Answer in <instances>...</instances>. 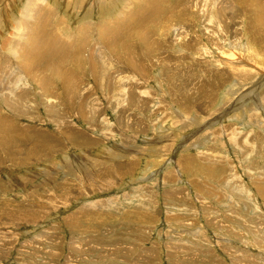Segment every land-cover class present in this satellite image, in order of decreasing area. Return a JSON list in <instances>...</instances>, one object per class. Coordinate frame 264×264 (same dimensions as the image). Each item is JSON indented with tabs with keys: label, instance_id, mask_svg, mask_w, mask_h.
Wrapping results in <instances>:
<instances>
[{
	"label": "rangeland",
	"instance_id": "1",
	"mask_svg": "<svg viewBox=\"0 0 264 264\" xmlns=\"http://www.w3.org/2000/svg\"><path fill=\"white\" fill-rule=\"evenodd\" d=\"M46 1L47 3H44V5L48 14L43 18L46 20L50 18V20L42 21L45 30L48 31L47 33H52L54 38L64 45L67 50V56L82 57L88 54L89 51H86L85 54L83 51L80 52V43L75 47L78 40L81 42L82 39L85 41L87 37H90V41L87 44L88 50L96 49L97 45L95 44L97 43L99 48L101 45L103 46L101 39H98L96 34H91V30H95L98 27V32H100L98 36L101 37L102 35V38L106 39L105 37H107V40H109L111 38V36L110 38L108 37L111 32L108 33L109 28L115 27L117 29L120 25L130 24L132 20L135 23H142V19L144 21H150L151 19L155 22L154 16L156 12L163 8L164 12L161 18L163 21H160V23L163 25L170 24L169 26L167 25L170 33L168 35L164 33L166 36H164V39L166 38V40L163 42L162 38L157 35L158 33H155L156 37L154 38L157 39L159 55L163 58L160 60L167 59L165 58L166 55L174 56L175 59L170 62L171 65L169 67L172 75L174 74L173 76H175L183 72L191 77H186L189 81H183L185 79L183 76H175V81L177 79L182 84L180 90L186 95L183 97V94L180 93V95L172 97L167 92L168 85L164 84L166 86H162L158 76L160 75V67L149 66L150 63L139 56H137L139 58H136V61H138V64L141 62V66H144L145 71V73L142 72L144 73L142 78L135 75L134 72L131 74L128 69L123 70L121 74L115 73L117 68H113L112 71L118 74L116 76L119 80L117 85L119 83L122 87L127 83H135L138 87L136 93H138L139 99H147L146 105L141 109L142 115L139 114L141 112H133L132 106L129 111L134 114V119L143 124L140 127L141 129L143 128L141 134L139 133L140 128L138 129V134L134 133V131L126 134L118 133L119 128H115V116L112 111L104 110V107L109 102L104 99L105 97L100 94V91L98 92L94 88L93 84H97V82L95 81L94 83L92 79L93 81L91 80L89 84L92 90L89 88L88 94H90L91 99L97 101L94 100L99 110V112L93 111L92 114L113 125L112 136L107 141L101 138L96 140L93 145L78 149H67L68 151L53 154L48 159L38 164L34 163L29 167L21 166L13 172L0 173V179L5 182V185L6 183L12 184L11 186L15 185L16 190L14 192L17 194V197H15V199H18L17 201L30 199L32 197L30 192L36 191L34 194L38 195L33 202L49 204H45L46 207L42 206L46 208V211L50 210L48 213L46 212V215H40L38 221L29 219L24 224L15 223V228L12 229L8 227L1 228L2 225H0V264H264V198L261 195H257L256 189L251 186L248 175L244 172V168L241 167H244L241 152H237L233 144L234 133L241 136L247 134V150L261 144V142L257 141L259 135L261 139H264V109L262 108L264 107L262 105L264 104V88L255 91L253 82L258 77H254V79L250 78L245 82L246 87L243 85L244 88L239 92L235 95L231 93L232 95L227 97L226 94L229 93L228 90L233 86L232 83L235 79L232 74L230 75L228 71H225L223 61L221 62L219 58L220 53L218 52H223V48H226V45L215 47L209 41L213 38L216 44L222 43L223 34L230 32V34L224 35L227 37V45L231 46L230 44L235 42L237 45L244 46L247 43L254 50H258V47L261 48L260 50H263L262 58H257L256 60L257 64H259V61H263L262 64L264 65V41L260 38L259 46L251 45L252 33L247 29L251 23L254 24V30H259L261 26H264L258 23V19L261 17L254 18L253 20H257L255 22L235 17L240 15L244 8L246 9L248 6L247 0H235L236 2L239 1V5L241 4V10L237 9L235 14L231 11L226 12L229 18L234 15L235 18L233 19L235 20L230 22V24L228 23L229 27H227L228 25L225 26L226 30L219 36L216 28L211 27L207 22H203L205 23L203 24L205 28L201 24L195 26L190 18L191 16L183 15L179 8L191 6V1L184 3V0H162L163 4L160 0H129L130 2L128 0ZM248 1H255L254 4L257 6L259 0ZM26 2L27 0H0V50L2 52L5 50L6 52L7 49L19 48L22 45V48H19L16 52L11 55L7 54V58L1 55L0 65L3 61H9V66H13L8 69L9 73L13 77L19 76L24 89H29V87H25L27 75L23 67L26 60L33 56L34 37L42 35L30 32L36 30L37 27H34L29 21L27 10H23ZM144 5L150 7L149 17L142 10ZM200 6L202 5L200 4ZM122 9L127 10V14L124 16L119 14ZM258 10L260 9H253V12H258ZM20 14L26 16V22L23 23L24 28L28 26V29L25 30V36H29V39H34L32 42L23 38L19 39L22 33H18L13 29L16 27L14 24L17 19L19 20ZM239 29L243 33V37L241 41L237 42L234 33L235 30ZM147 30L149 31V27ZM132 32H134V29L130 33ZM259 32L261 31L259 30ZM148 34L145 32L144 35L137 33L136 35L126 36L123 34L116 39H111V45L123 44V37H125V40H128V44L136 45L134 46L135 48L133 45L130 46L139 55V47L145 49L150 41L147 40ZM176 35L185 37L184 41H180L181 45L188 43L192 46L191 52L200 54V58L192 59L188 56L185 59H181L179 54L178 56L176 55L177 46H175L177 50L168 48V42L174 39ZM9 37H14L15 39L12 40ZM42 40L44 41V38ZM129 41L132 42L129 43ZM185 45H183V49ZM124 48L125 50L127 49L125 46ZM95 53L99 57V54ZM34 56L36 59H47L41 53L40 48H37ZM120 59L123 60H120L123 64L125 58L121 57ZM218 62L222 64L218 65ZM250 63L253 62L251 61ZM193 68L194 70L189 74V71ZM71 69L72 71H77V66L75 65ZM201 69L205 70V72L208 71L205 77L202 74H196ZM216 70L221 74H225L224 77L215 79L214 77H217V75L213 71ZM209 74H212V76L209 77ZM228 76L230 77L228 78ZM86 78H82L80 81L85 82ZM53 81L57 80L54 79ZM52 83L58 85L55 82ZM15 86L8 85L6 93L9 92V89L15 88ZM196 86H202L203 89L201 94L199 93L195 96L192 90H195ZM98 88L102 91L104 90V87H100V85H98ZM37 91L39 92V90ZM133 91L136 90L133 89ZM240 93L243 96L245 94L243 99L248 101L245 102L247 103L246 106H235L237 96ZM187 97L192 98L187 101ZM158 103L161 104L160 107ZM26 104H29V102H26ZM122 105L118 107L119 110H116L117 114L121 113ZM0 108L7 112L2 107ZM228 109V117L224 116V118L215 121L218 115L224 114ZM28 111L31 112V110ZM174 111H178L180 115L183 113L184 116L175 118L173 117L175 116ZM193 115H197L198 118H202L206 122L210 121V119L215 122L212 121V124L206 128L203 135L196 136V138L194 134L193 138L182 140L180 133H186L190 130H201L198 126L201 124V120L197 121L196 125L193 126L194 123L191 121L195 119ZM129 117L127 116V118ZM4 118L9 119L7 116H4ZM226 118L229 120H226ZM250 118L255 119L256 122L251 124ZM40 119L43 120L44 116ZM15 122H13V126L22 135L24 132L19 130L17 126H24L28 129L25 132L27 135H23L24 139L28 136L27 140L25 139L24 143L17 140L15 143V148L22 149L24 154L27 149L38 146V141L35 138L39 136L38 133L29 134L30 131L34 130L32 129L35 125L34 123H25L24 118L15 120ZM79 122L73 120L71 123L79 125L78 127L85 131L84 135L87 140L92 139V137L103 136V133H105L99 128L93 130V132H90L91 130L86 132L87 126H81ZM182 122H189L191 125L182 130ZM35 126L38 127V130L35 129L37 131L49 130V128L52 131V127L47 126L45 122ZM162 129L163 131H161ZM96 131L95 135L97 136L94 135ZM209 132L211 134L215 133L217 136L212 137ZM252 132L256 133V135ZM157 136L160 143L156 151L164 148V151L162 149L158 153L155 150L150 151L151 147L147 146L156 142L155 138ZM49 137L52 140H59L58 142L63 141L58 133H51ZM12 138L15 139L14 136ZM184 143L188 145L185 146ZM184 146L187 148H184ZM104 148H108L107 150L111 151L112 155H108V158L104 160L99 157L88 158L87 160L91 159L89 163H92L96 170L104 168L105 170L102 169L103 172L113 171L117 167L120 168L119 176L116 179L113 177L109 178L111 176H108V174H104V176L93 175L85 170H80L74 165L78 160L77 155L82 150L83 152L86 151L87 154L95 155ZM36 150L44 152L39 147ZM129 151L132 152L129 153ZM252 152V150H248L246 154ZM22 153L20 151V155L16 159L20 158ZM211 157L212 160L210 162L212 163L208 164V160ZM252 157L250 156V160L257 159V165L260 168L264 167V163H261V157ZM182 158L192 161L190 165L192 169H203L207 175L205 177L201 175L196 177L179 169V163L177 164V162ZM218 158L222 159V162H219ZM94 160L95 162H93ZM206 161L207 164H205ZM45 166L49 168H45ZM94 167L91 169H95ZM172 167L175 168L173 169ZM91 169H88V171ZM51 171L54 174L52 180L56 178L54 181L46 180L47 174ZM251 173L253 172L249 171L248 174ZM232 178H234L235 182L243 185L247 191L228 190L229 188L227 189L226 186L234 185L230 181ZM61 179H65L70 189L71 196L63 197L67 201H60L59 196H57L58 198H53L50 201L51 203L42 200L44 197L48 198L49 196L46 188L47 190H52L51 194H58L59 190L51 188V185L58 183V181L62 183ZM82 179L85 181L83 184L79 182ZM23 182H25L24 185ZM197 184L200 186L198 191ZM9 187L7 186L8 189ZM170 189L178 191L176 195L180 197L179 206L175 205L177 203L173 205L170 200L163 198L164 193L166 191L169 192ZM74 190L76 191L75 193L73 192ZM243 192L246 195H243ZM147 194L150 197H147ZM22 196L25 198H22ZM5 199L10 200V197H5ZM185 203L189 205L187 209ZM207 209L213 211L212 220H209L211 218L206 214ZM3 222L5 223L6 220L1 223ZM238 224L240 225L239 229ZM220 227H224V230L218 229ZM196 231H198L197 235ZM253 233H261V235L260 237H255ZM255 241L258 242V245L260 244V248ZM168 243H172L174 246L167 245ZM170 247L174 249L170 251ZM181 247H184V249Z\"/></svg>",
	"mask_w": 264,
	"mask_h": 264
},
{
	"label": "bare ground",
	"instance_id": "2",
	"mask_svg": "<svg viewBox=\"0 0 264 264\" xmlns=\"http://www.w3.org/2000/svg\"><path fill=\"white\" fill-rule=\"evenodd\" d=\"M188 1H191V3H192L191 6H188L186 8H184V7L179 8L183 12V15L184 16H187V15L191 16L190 18L193 20L195 26H197V24H201V26L203 28H205V25H203L205 23H203V22H207V24H209L211 27L216 28L217 34L219 33L218 36L223 34V32L226 30L225 26H227L228 23L230 24V22H233V20H235L233 18H235V17L241 18L242 20H248V21L253 20L256 17H261L260 19H258V23L264 25V0H259L257 2L258 3L257 6H255V4H254L255 1L253 2V1L247 0L248 6L246 7V9L244 8L240 15H236L235 17L233 15V17H231V18H229L227 16L226 12L231 11L233 14H235L236 13L235 11H237V9L240 11L241 10L240 9L241 4L239 5V3H238L240 0L238 2H236L235 0H198V1L197 0H184L183 2L188 3ZM160 2L163 4L162 0H160ZM244 2H246V1H244ZM6 3H7V1H6ZM44 3H47V1L46 0L45 1L44 0H32V1L27 0L25 7L23 8L24 11L27 10L26 13H28L27 16H28L29 21L33 24L34 27H37L36 30L33 31L31 29L32 31H30V32H33V34L39 33L40 35H42V36H35L34 37L35 42L33 43L34 45L32 48L33 56L26 60V63L23 67V69L26 71V75H27V81L25 83V87H29V89H24V87L22 85V80H20L21 78L19 76L13 77V75H11L9 73L8 69L13 67V66H11V67L9 66V64H8L9 61H3L0 65V107H2L3 109H5L7 111V112H4V110H2L0 108V170H1L0 173L13 172L15 169H19L21 166L22 167H29L34 163L38 164L41 161L48 159L53 154L61 153L63 151H68L67 149L71 150V149L84 148V146L93 145L96 142V140L101 139V138L103 140L107 141V139L110 136H112V133H113L112 130H114L113 125H111L110 123H107V121L105 122V120L103 121L97 115L92 114L93 111L99 112L98 106H96V103L94 102L95 99L94 100L91 99L90 94H88V91L90 88L89 84L91 83L92 79L94 80V83H95V81L97 82V84L95 83L96 85L93 84L94 88L97 89L98 92L100 91V94L104 95V97H105L104 99L108 100V102H109V104L106 107H104V110L112 111L113 115L115 116V123H116L115 128H119L118 133L122 132V134H126L127 132L132 133V131H134V133L138 134V129L143 124L140 121H137L136 119L133 118L134 114L131 113L132 111L129 112L131 110L130 107L132 106V109H134L133 112H141L139 114L142 115L141 109L143 108L144 105H146L147 99H145V100L139 99V97L137 95L138 93H136L138 91V87L136 86L135 83H132V84L127 83L126 85L122 86L124 89L121 87V85L119 83L117 85V81L119 82V80L116 78V76L118 74H121V72L123 70L128 69L131 74H133V72H134L135 75L140 76L142 78L144 76L143 74L145 73L144 66H141L142 65L141 62L138 64L137 63L138 61H136V58L141 57L143 60H146V62L150 63L149 66L160 67L159 68L160 69V71H159L160 75H158V76L160 77V80L162 82V86L164 84L168 85V87H167L168 91L167 92H169L170 96H172V97L176 96V95H180V93H182V90H180L182 87V84L179 83L177 79L175 81V76L176 75L178 77L183 76V78H185V79L182 78L183 81H187V80L189 81V79L186 77H191V76H187V74H184L183 72H180V73L176 74L175 76H173L174 74L172 75V71L169 67L171 65L170 62H172L175 59L174 56L170 57L169 55L165 54L166 55L165 58H167L168 60L167 59L160 60L163 58L159 55L160 51H159V48L157 45V39L154 38V37H156L155 33H158L157 35L160 38H162V42L166 40V38L164 39V36H165L164 33H167V35L170 33V30H168V28H167L168 24L163 25L162 23H160V21H163V19H161L163 12H164L163 8H162V10L157 11L156 15L154 16V20L156 23L154 21H152L151 19H150V21H144L142 19V23H135L132 20L130 24L120 25V26H118L117 29L115 27L109 28L108 33L111 31L108 35L109 38L111 36V38L109 40H107V37H105L106 39L102 38V35H101V37L98 36V34H100V32H98V27H96L95 30L90 29L91 34H96L98 39H101L103 46L101 45V47L99 48V44L97 43V44H95V45H97L96 49L93 48L92 50H90V49L88 50L87 44L90 41V37H87L85 41H84V39H82L81 42H80V40H78L76 42L75 47H77V44L80 43V47H79L80 52L83 51L85 54L86 51H89L88 54H86L82 57V56H71V55L67 56L66 55L67 50L64 48V45L61 42H59V40L54 38V35H52V33H47L48 31L45 30L42 21H44V22L49 21L50 18L48 20L43 18L44 16H46L48 14L47 11H45ZM200 4L202 6H200ZM242 4H244V3H242ZM126 5H128V4H126ZM252 8L253 9L259 8L260 10H258V12H253ZM7 9H9V8H7ZM142 10H144V12L147 13V17H149L150 7L144 5L142 7ZM119 14L121 16H124L127 14V10L122 9L119 12ZM158 15H161V16H158ZM19 16H20V17H18L19 20L17 19L15 24H14L16 27H14L13 29L18 33H22V36L19 37V39L23 38L29 42H32V40H34V39H32V38L29 39V36H27V37L25 36V33H26L25 30L28 29V26H25V28H24V24H23L26 22L25 21L26 16H24L23 14H20ZM253 21L255 22L257 20L255 19ZM248 24H250V22H248ZM253 25L254 24L251 23L250 26L247 28L248 31H250V33H252V35H251L252 39L250 41V44L253 46H259L260 45V38L263 39V41H264V37H263L264 36V33H263L264 26H261V28L259 29L262 32L261 33V32H259V30H254ZM146 26L149 27V31L147 30L148 27H146ZM227 27H229V25ZM114 29H116V30H114ZM133 29H134V32L130 33L131 30H133ZM135 32H137L138 34H143V35H144V32L146 34L149 33L148 34L149 36H147L148 37L147 40H150V41L147 43V47H145V49L143 48L144 50L139 47V51H140L139 55L136 54V52H135L136 50L134 49L135 48L134 46H136V45H133L132 43H130L132 41H129L130 44H128V40L127 39L125 40V37H123V39H124L122 42L123 44L111 45L112 44L111 39H116L117 37H119L123 34L126 36H130L132 34L136 35L137 33H135ZM228 33L230 34V32H228ZM228 33L225 32L223 34V36H222L223 40H221V41H223L222 43L216 44L215 41L213 40V38H212V40H209V41H211V43L213 45H215V47L220 46V45L221 46L226 45V48L222 47L224 49L223 52H218V53H220L219 58L221 59V62L223 61V66H224L223 68L225 69V71H228L230 73V75L232 74L234 79H235V81L232 83L233 86L228 90L229 93L226 94V96L228 97L232 94L235 95L242 88H244V86L246 85L245 84L246 81H248L250 78L254 79V77L255 78L258 77L257 80L255 82H253L254 87H255V91L259 90V89L262 90L264 88V65L262 64L263 61L262 62L259 61V64H257L256 59L262 58L263 50H260L261 48H259V47L257 48L258 50H254L252 48V46L248 45L247 43H246V45L243 46V45H237L234 42V43L230 44L231 46H229V45H227V42H226L227 37L224 36ZM234 35L236 37L237 42L241 41V38L243 37V33H241L240 29L237 31L235 30ZM77 37L79 39L78 35H77ZM43 38H44V41L42 40ZM126 38H128V37H126ZM184 38L185 37H182L180 35L174 36V39H172L170 42H168V48L170 47L173 50L178 49L176 55L178 56V54H179L181 59H185L188 56L192 59L200 58V54L191 52L192 50H190V49H192V46H190L188 43L186 45L183 44V45H185L184 49H183V45H181L180 41H182V40L184 41ZM9 39L14 40L15 38L9 37ZM129 39H131V38H129ZM144 42L146 43V41H144ZM24 45L26 46V44H24ZM130 45H133L134 48L131 47ZM124 46L127 47L126 50H125ZM175 46H177V49L175 48ZM128 47H129V49H128ZM19 48H22V45H20ZM19 48H10V49H7L6 52H5V50H3V52L0 50V56L3 55V57L5 56L7 58L8 57L7 54L11 55L13 52H16ZM37 48H40L41 53L47 59H45V60L36 59V57L34 56V53L37 50ZM5 49H6V47H5ZM229 51L230 52L233 51V52L230 54ZM95 52H97L99 54V57ZM137 56H139V57H137ZM121 57L125 58V62H123L124 65L121 62V61H123L120 59ZM251 61L253 63H250ZM221 62H218V65L222 64ZM119 64H121V65H119ZM75 65L77 66V71H72L71 68H74ZM182 66H184V65H182ZM115 67L117 68L115 70V73H118V74H115L112 71L113 68L115 69ZM217 68H215V69H217ZM193 70H194V68L189 71V74H191V72ZM142 72H144V73H142ZM50 73H51V76H50ZM207 73H208V71L205 72V70H203V69H201L200 72H196L197 75L202 74V76H204V77L207 75ZM213 73H216V75H217V77H214L215 79L224 77V75H225V74H221L217 70L213 71ZM47 75H49L50 77L49 76L47 77ZM208 76L210 77V76H212V74H209ZM85 77H87L85 82L80 81V79L85 78ZM229 77L230 76H228V78ZM54 79H56L57 81H53ZM223 81H224V79H223ZM226 81H228V80H226ZM229 81H230V79H229ZM52 82H55L58 85H54ZM8 85H16V86H15V88L9 89V92L6 93ZM98 85H100V87H104V90L102 91L101 89H99ZM166 85H164V86H166ZM199 85H201V84H199ZM90 89L92 90V88H90ZM133 89H135L136 91H133ZM202 89H203L202 86H196L195 90H192V92L196 96V94H199V93L201 94ZM37 90H39V92ZM248 93H250V92H248ZM165 94H166V92H165ZM182 94H183V97L186 95L184 93H182ZM245 94H244V96L242 95V93H240V95L238 94L237 100H236L237 102H236L235 106L236 105H245L246 106L247 103H245V102H248V101L247 100L245 101L243 99L245 97ZM191 98L192 97H189V98L187 97L186 99L188 101ZM26 102H29V104H26ZM176 103H178V102H176ZM121 104H123L121 106L122 107L121 113L119 112L120 114H117L118 112L116 110H119L118 107ZM158 104L160 107L161 104L160 103H158ZM262 105H264V104H262ZM262 108L264 109V107H262ZM262 108H260V110L263 111ZM229 109L224 114L218 115V117L215 119V121H218V120H220V118H224V116H227V114L229 113L228 112ZM28 110H31V112H29ZM186 110H188V109L186 108ZM247 110H248V108H247ZM189 111H190V109H189ZM4 116H7L9 119L4 118ZM42 116H44L43 120L40 119ZM127 116H130V117L127 118ZM179 116L183 117L184 115H183V113L180 115L179 112L176 111L175 116H173V117L179 118ZM193 116L195 118L194 119L195 121L191 120L192 118L190 119L194 123L193 126L196 125L197 121L201 120V124H203V125H201V124L198 125L201 130H197V131L190 130L189 132H186V133L185 132L180 133L181 134L180 137L182 138V140H188L190 138H193L194 134H195V137L196 136L199 137V136L203 135L205 133L204 131L206 130V128H208L212 124L213 120H211V119H210V121L206 122V121H204V119L198 118L197 115H193ZM259 116H261V115H259ZM21 118L22 119L24 118L25 123H34L35 125L36 124L40 125L41 123L45 122L47 126L52 127L51 128L52 131H50L49 127H48L49 130L37 131L38 127H36L34 125V127L32 128L34 130L33 131L29 130L30 131L29 134L34 135L35 133H38L39 137L35 138V140L38 141V146L27 149L24 154L22 153V149L15 148V145H16L15 143L17 142V140L23 141V143H24L25 139L27 140L28 136L24 139L23 135L24 136L27 135L25 132H27L28 129H26L24 126H17V128L19 130L24 132L22 135L20 132H17L18 130L13 126V122H15V120H19ZM73 120L80 121L79 124L81 126L86 125L87 126L86 132L90 131V130H91L90 132H93V130L99 128L102 130V132H105V133H103V136L100 135V137H92V139L87 140V138L84 135L85 131L82 130L80 127H78L79 125H77V124L73 125L71 123ZM161 120H162V118H161ZM190 120H189V122H190ZM226 120H229V119L226 118ZM130 121H131V123H130ZM182 121H183V119H182ZM215 121H213V122H215ZM189 122H182V124H181L182 130L190 127L191 124ZM255 122H256L255 119L250 118L251 124L255 123ZM15 123H17V122H15ZM231 127H232V125H231ZM161 128H163V126H161ZM35 129H37V130H35ZM189 129H191V128H189ZM142 130H143V128L142 129L140 128V132H139L140 134H141ZM161 131H163V129ZM51 133H58L61 136V139H63V141L58 142L59 140H52V138L49 137L51 135ZM95 133H97V131L94 132V135H95ZM231 133H232V131H231ZM252 133L256 135V133H254V132H252ZM160 135H162V134H160ZM12 136H14L16 140L14 138H12ZM95 136H97V135H95ZM98 136H99V134H98ZM211 136L216 137L217 135L215 133L214 134L212 133ZM18 137H20V138L18 139ZM133 137H134V135H133ZM254 138H255V136H254ZM82 139H83V141H81ZM155 140H156V142H154L150 145H147V146L151 147V149L148 148L150 151H153V150L156 151L157 146L160 143L158 136L155 138ZM149 141H150V138H149ZM257 141L261 142V144L257 147H253L251 149L249 148L248 150H252L253 152L246 154V152L248 151L247 150V148H248L247 134L241 136L239 134L236 135L234 133V135H233L234 147L237 150V152H239V153L241 152L240 154H241L242 160L244 162V164H243L244 167L243 166H241V167L244 168V172L248 175L247 177H248V179H250L249 181H250L251 186H253L256 189L255 192L257 193V195H261L264 198V167L260 168L259 165H257V159H254L255 161L250 160L251 159L250 156L251 157L253 156L255 158L261 157L262 158L261 163H264V149H263L264 148V139H261L260 135H259ZM227 142H229V141H227ZM230 142H231V140H230ZM186 145H188V144H185V146ZM185 146H184V148H187ZM37 147H39L44 152L37 151L36 150ZM45 149H46V151H45ZM107 149L104 148L103 150H101L100 152H98L95 155L87 154L86 151L83 152V150H82L78 155L76 154L78 160H77L76 164H74V165H76L80 170H85V171H87L93 175L104 176V174H108V176H111L109 178L113 177L116 179L117 176H119V173L121 170L120 168L117 167V169L115 168L113 171H104L103 172V170H105L104 168H100V169L98 168V170H96L94 165L92 163L91 164L89 163V160H91L92 158L99 157L100 159L104 160V159L108 158V155L111 156L112 152L108 151ZM162 149L164 151V148H162ZM161 150H159V151L161 152ZM20 151L22 154H21L20 158L16 159L20 155ZM132 151H133V149H132ZM159 151H156V152L158 153ZM131 152L129 151V153H131ZM243 153H244V156H243ZM88 158H91V159L87 160ZM154 158H156V157H154ZM218 159L220 160L219 162H222V159H220V158H218ZM211 160H212V157L209 158L208 164L212 163V162H210ZM93 162H95V160ZM217 162H214V163H217ZM178 163H179V169L187 172V174H189V175H194L196 177H198L200 175L205 177L207 175V174H205V171L203 169H200V168L192 169L190 167L192 161H190L188 159L186 160V159L182 158V159H180L179 162H177V164ZM205 164H207V161L205 162ZM251 164H254V165H251ZM68 165H69V163H68ZM249 165H251V166H249ZM263 166H264V164H263ZM5 167H7V168H5ZM47 167L48 166H45V168H47ZM93 167L95 169L92 170L91 168H93ZM62 168H64V167H62ZM88 169H91V170L88 171ZM50 170H52V169H50ZM245 170L252 171L253 173H251V174H253V175L248 174L249 171L246 172ZM43 171H44V169H43ZM176 171H177V169H176ZM47 173H48V171H47ZM212 174H211V176H212ZM47 175L48 176H46V180H48V181L49 180H51V181L56 180V178L54 180H52V178L54 177V174L52 171L49 172V174H47ZM155 175H157V174L155 173ZM211 176H209V177H211ZM255 177H257V178H255ZM164 179H166V178H164ZM32 180H34V179H32ZM1 181H2V183H1ZM60 181H62V183H60L58 181V183L51 185V188H57L59 190L58 194L57 195L51 194L52 190L51 189L47 190V188H46V191L49 194V196H48V198L43 196L44 198L42 197L43 198L42 200H44L45 202L48 203V202L52 201L53 198L59 196L60 201H67V200L63 199V197L66 198L67 196H71V193L69 192L70 189L68 188V184L66 183L65 179L64 180L61 179ZM230 181H232L234 183V185H228L229 187L226 186L227 189L229 188L228 190L231 189L233 191H239V190L247 191L245 189V187H243V185L235 182L234 178H232ZM79 182L83 184V182H85V181H84V179H82V181H79ZM24 184H25V182H23V185ZM49 184H51V183H49ZM223 184L226 185L225 183H223ZM11 185L12 184H10V183H6V185H5V182L0 179V225H2L1 228L8 227V228L12 229V228H15V226H14L15 223L24 224L25 221L29 220V219H34V220L36 219V221H38V219L40 218V215H43V214L46 215L50 211V210L46 211V208L43 207V206L46 207V205H49V204L45 203L46 204L45 205L44 203L40 204V203H34L33 202V200L36 199V197L38 195V194H34V193H36V191H34L33 193L30 192V196H32L30 199L28 198V200H25V201H21V200L17 201L18 199H15V197H17V194L14 192L16 190V187H15V185L14 186H11ZM7 186H10L9 189L7 188ZM96 186H98V185H96ZM196 187H197V191H198L200 188L199 184H197ZM22 188H20V189H22ZM140 191H142V190H140ZM171 191H173V192H171ZM73 192L75 193L76 191L74 190ZM136 192H139V191H136ZM176 193H178V191H176L174 189H170L169 192L166 191L164 193L163 198L166 200H170L171 204L174 205V203H177L175 205L179 206L180 197L177 196ZM243 193H244L243 195H246L245 192H243ZM170 195H172V196H170ZM5 197H10V200L5 199ZM147 197H150V196L147 194ZM22 198H25V197L22 196ZM188 206L189 205L187 203H185L186 209L188 208ZM49 208L52 209L51 206H49ZM206 214L211 218L209 220H212V217L214 215L213 211L211 209H207ZM4 220H6V222L5 223L3 222L4 224L1 223ZM237 226L239 229L240 225L238 224ZM214 228H216V227H214ZM218 229L224 230V227H220ZM260 232H261V230H260ZM197 234H198V231H196V235ZM253 234L255 235V237H257V236L260 237V235H261V233L260 234L253 233ZM255 242H256L257 246L260 248V244L258 245V242L257 241H255ZM167 245L174 246L172 243H168ZM181 248L184 249V247H181ZM263 248H264V246H263ZM173 249H174L173 247L169 248L170 251ZM178 249H180V248H178ZM233 255L235 256V254H233Z\"/></svg>",
	"mask_w": 264,
	"mask_h": 264
}]
</instances>
